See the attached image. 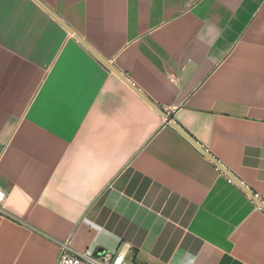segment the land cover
<instances>
[{
	"label": "crops",
	"instance_id": "crops-1",
	"mask_svg": "<svg viewBox=\"0 0 264 264\" xmlns=\"http://www.w3.org/2000/svg\"><path fill=\"white\" fill-rule=\"evenodd\" d=\"M0 184V264H264V0H0Z\"/></svg>",
	"mask_w": 264,
	"mask_h": 264
},
{
	"label": "built area",
	"instance_id": "built-area-1",
	"mask_svg": "<svg viewBox=\"0 0 264 264\" xmlns=\"http://www.w3.org/2000/svg\"><path fill=\"white\" fill-rule=\"evenodd\" d=\"M232 181V180H230ZM8 198V191L0 184V217L13 219L7 212L5 203ZM257 210L264 213V202L260 201L259 195H252ZM255 199V200H254ZM56 264H137L131 256V249L128 245H122L116 252H102L96 255L87 252H79L71 247L70 242H62L60 253Z\"/></svg>",
	"mask_w": 264,
	"mask_h": 264
},
{
	"label": "water",
	"instance_id": "water-1",
	"mask_svg": "<svg viewBox=\"0 0 264 264\" xmlns=\"http://www.w3.org/2000/svg\"><path fill=\"white\" fill-rule=\"evenodd\" d=\"M51 12V11H50ZM52 13V12H51ZM53 14V13H52ZM54 15V14H53ZM56 16V15H54ZM71 33H73V31L67 26L65 25L58 17H56ZM77 36V35H76ZM77 39L85 46L87 47L96 57H98V59L105 64L111 71H113L114 73H116L117 75H119L122 79H124L125 81L129 82L122 74H120L111 64L108 63V61H106L103 57H101L96 51H94L81 37L77 36ZM158 108V107H157ZM163 114L164 112L158 108ZM174 127L180 132L182 133L184 136H186L189 140L192 141V139L190 137H188L183 130H181L175 123ZM195 145H197L194 141H192ZM198 146V145H197ZM199 147V146H198ZM200 148V147H199ZM201 149V148H200ZM203 151V153L205 154L206 157H208L211 161H213V163L217 166H219V168L225 173L227 174L229 177H231L230 173L226 171V169H224L222 166L219 165V163L214 160L206 151H204L203 149H201ZM233 178V177H232ZM235 180V179H234ZM240 184V183H239Z\"/></svg>",
	"mask_w": 264,
	"mask_h": 264
}]
</instances>
